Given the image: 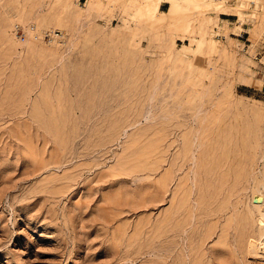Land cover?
<instances>
[{
	"label": "rangeland",
	"instance_id": "374dc122",
	"mask_svg": "<svg viewBox=\"0 0 264 264\" xmlns=\"http://www.w3.org/2000/svg\"><path fill=\"white\" fill-rule=\"evenodd\" d=\"M209 1L0 0V264H264V0Z\"/></svg>",
	"mask_w": 264,
	"mask_h": 264
},
{
	"label": "bare ground",
	"instance_id": "6f19581e",
	"mask_svg": "<svg viewBox=\"0 0 264 264\" xmlns=\"http://www.w3.org/2000/svg\"><path fill=\"white\" fill-rule=\"evenodd\" d=\"M173 5H177L179 3H181L183 0H171ZM205 1V5H209L211 4V2L209 0H204ZM257 0H241L237 5L236 7H233L234 10H238V11H241V10H245V9H248V8H251L253 5L256 6L257 4ZM155 3H157V1H155ZM220 5H224L226 6L225 4H223L221 2V0L219 1ZM150 6L154 5L155 9H158V3L157 4H153V2L151 1L149 3ZM161 15L163 16H166L168 15V13L166 12H160ZM263 207H264V202L263 201H259V214H260V218H259V224H260V228L262 230V239L259 241H254L251 243L250 245V248L256 252V255H259V251H262L263 249V243H264V210H263ZM251 252V251H250Z\"/></svg>",
	"mask_w": 264,
	"mask_h": 264
},
{
	"label": "built area",
	"instance_id": "2783aa9c",
	"mask_svg": "<svg viewBox=\"0 0 264 264\" xmlns=\"http://www.w3.org/2000/svg\"><path fill=\"white\" fill-rule=\"evenodd\" d=\"M14 35L19 38L20 40L24 41L27 37V32L23 29L22 26L16 24L13 28Z\"/></svg>",
	"mask_w": 264,
	"mask_h": 264
},
{
	"label": "water",
	"instance_id": "95a60500",
	"mask_svg": "<svg viewBox=\"0 0 264 264\" xmlns=\"http://www.w3.org/2000/svg\"><path fill=\"white\" fill-rule=\"evenodd\" d=\"M259 200H260V198H259Z\"/></svg>",
	"mask_w": 264,
	"mask_h": 264
}]
</instances>
